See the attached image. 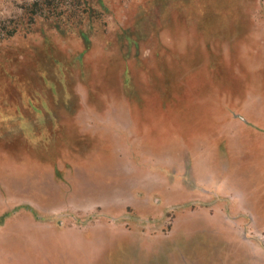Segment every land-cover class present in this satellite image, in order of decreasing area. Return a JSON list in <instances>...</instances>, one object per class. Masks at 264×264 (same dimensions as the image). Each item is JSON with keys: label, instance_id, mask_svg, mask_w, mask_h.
Wrapping results in <instances>:
<instances>
[{"label": "rangeland", "instance_id": "374dc122", "mask_svg": "<svg viewBox=\"0 0 264 264\" xmlns=\"http://www.w3.org/2000/svg\"><path fill=\"white\" fill-rule=\"evenodd\" d=\"M219 2L227 14L205 35L204 0H0V264H264V0ZM146 45L182 47L197 73L230 50L199 104L196 80L97 92L113 56ZM27 54L53 85L38 80L37 102L18 105L16 74L39 67ZM64 92L100 114L126 103L139 131L181 116L157 149L101 158L70 120L57 135L47 108Z\"/></svg>", "mask_w": 264, "mask_h": 264}, {"label": "crops", "instance_id": "0c3cea01", "mask_svg": "<svg viewBox=\"0 0 264 264\" xmlns=\"http://www.w3.org/2000/svg\"><path fill=\"white\" fill-rule=\"evenodd\" d=\"M138 49L139 46L134 45L135 54ZM227 49L230 50V47H227ZM227 49L225 54L222 51L218 57H209L206 59L207 71L202 73H197L194 67L189 64L191 61L189 58L190 54L186 53L182 47L174 53L168 47L160 50L157 47L146 45L140 49V54L136 55L134 60L126 58V56L120 57L115 55L109 60L108 66L104 68L103 74H101V79L99 80H101L102 84L97 89V92L99 91L100 93L103 91L100 88L106 87L109 84H115L123 93L136 95L139 93H136V91L131 92L128 84L138 79L143 80L142 83L149 86H186L192 83L191 80H196L192 84L202 88H200L201 90L192 104H199V102H204V94L201 92L203 87L205 91L208 86L217 84V75L215 76L212 70H214L217 61L224 60V55H227ZM137 58L140 61H137ZM116 69H119V74L114 73ZM132 70L135 71L134 76H132ZM198 79H200L199 82H197ZM56 87H53V89H57ZM150 97V99H145V101L153 100L152 94ZM58 100L49 102L47 108L48 118L55 123L57 135L65 133L67 128L63 126V123L66 120H70V122L75 124V127L80 128L81 134L86 132L88 137L87 144L90 145L93 143V150L96 153L98 152L101 158L109 157L113 159L115 156H128L130 155L129 152L133 150L144 151L145 149H157L158 135L162 130L161 128H164L168 124L172 125L181 116V113H178L176 116H170L168 123L165 122L162 125L160 124L161 126L157 125L139 131L136 129L134 113L126 103L122 102L115 105L110 103L111 100H108L109 103L106 111L100 114L90 110L88 105L84 104L81 97L78 99L77 108H75L72 99H69L65 92ZM163 103L164 101H162L160 109L165 110L167 106H163ZM192 104L190 103L182 112L190 109L193 106ZM60 106L71 111L72 114L70 117H63V114L58 110ZM151 112L153 114V111ZM155 112H157V109ZM83 117L86 118V125L82 126L79 119ZM41 128L40 135L46 139L47 135L51 134L50 128L47 126ZM69 131H73V129H69ZM75 134L72 132V136ZM78 141L72 137V146L75 147V143Z\"/></svg>", "mask_w": 264, "mask_h": 264}, {"label": "trees", "instance_id": "16d2710c", "mask_svg": "<svg viewBox=\"0 0 264 264\" xmlns=\"http://www.w3.org/2000/svg\"><path fill=\"white\" fill-rule=\"evenodd\" d=\"M205 2H207L206 4L201 3L200 6V11H205L204 12V16L207 18V20H204V26H200V22H202L201 18L202 16H198V24H199V28L200 31L203 32V34L207 35V34H211V30H213L215 28V24H213L216 21V18H218L220 16V14H227V11L225 10L224 6L219 2V0H204ZM187 7V6H186ZM197 7V6H195ZM207 8H211L214 10V12H208L206 11ZM143 14L139 15V18L141 19L143 16ZM214 32V31H213ZM125 36L128 40L131 39L130 35L128 32H125V34L123 35ZM119 43V42H118ZM120 44V43H119ZM26 58H32V62L31 63H35L38 64L39 63L36 60H33L34 55H30L27 54L25 55ZM76 61L78 63V67L80 69V71L82 72V74H84V71L87 70V66H85V59L83 60L82 58H76ZM54 64L55 65H60L63 64L62 62H58L56 60L53 61V64L51 65V71L53 70V74L57 75L58 73L56 72V67L54 69ZM53 66V67H52ZM50 71V70H49ZM47 68H43L41 65L36 66L34 65L33 67H31V71L28 72L29 74V78H27V76H23V74L17 75L16 74V78H17V82H19V85L17 86V95H13L10 98H14L15 101H17L18 105H20L21 103L28 105L31 103H36L37 101L36 98H33L37 95H40L39 89L37 88L36 84L38 83V80H40L39 82H41V85L43 86V88H46L44 86H52L53 82L52 80H50L48 78V73H49ZM30 78L32 79L31 81ZM30 82H32L30 84ZM97 86V85H96ZM146 87L149 88V90H152L153 92V87L156 86H149V85H145ZM158 86V85H157ZM162 86V85H161ZM128 87L130 88V91H137V86L135 84H133V82L131 84H128ZM164 88L168 87V86H163ZM154 94V92L152 93ZM58 98V97H56ZM164 100V99H162ZM35 101V102H34ZM39 101V100H38Z\"/></svg>", "mask_w": 264, "mask_h": 264}]
</instances>
